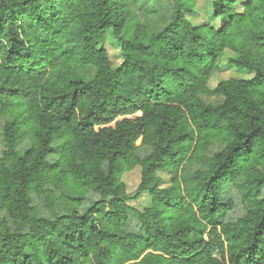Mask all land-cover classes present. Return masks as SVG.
<instances>
[{
	"label": "trees",
	"instance_id": "obj_1",
	"mask_svg": "<svg viewBox=\"0 0 264 264\" xmlns=\"http://www.w3.org/2000/svg\"><path fill=\"white\" fill-rule=\"evenodd\" d=\"M130 1L0 0V264H264V0L127 36Z\"/></svg>",
	"mask_w": 264,
	"mask_h": 264
},
{
	"label": "rangeland",
	"instance_id": "obj_2",
	"mask_svg": "<svg viewBox=\"0 0 264 264\" xmlns=\"http://www.w3.org/2000/svg\"><path fill=\"white\" fill-rule=\"evenodd\" d=\"M210 2L211 0H195L194 5V12L190 15H188L189 19L193 23H203L208 21V15L210 13ZM129 6L132 12V17L129 20V24L127 27L126 35L129 36L131 33L132 28L137 24H143L146 26L148 34H151L153 32L160 31L164 28V26L169 22L172 14V0H136V1H130ZM215 24V23H213ZM219 22L217 23V25ZM104 46L107 50L108 56L112 63L119 64L121 61L120 52L118 50V47L115 43V40L111 34L110 31L107 32L104 40ZM80 72L79 74L83 75V78L88 80L93 75L92 68H88L86 66H80ZM81 76V75H79ZM237 78V77H244L249 78L251 77V74L249 73H239L232 69L231 67L222 66L220 71H218L214 77L210 80V86L213 87L218 80L224 79V78ZM201 99L204 100L207 103L216 105L220 103L222 98L216 97L213 95H207L202 94ZM121 118V117H118ZM29 145L28 141H23L18 144L17 148L23 151L27 146ZM136 145H138L137 153L140 156L145 155L148 152L147 147L140 145V139L137 140ZM222 147L221 143L216 142L213 143L210 146L209 154L212 152H216L220 150ZM106 169V164H102V170ZM164 176V184H167L168 182V176ZM122 179L126 183L127 191L129 193H133L139 183L140 179V168L135 167L134 169L123 173ZM61 191H65V188H61ZM30 205L34 208L36 214L38 217H45V218H53L52 214L49 212H46L41 205L40 199L35 193L30 194ZM131 203L141 209L148 203V196L143 194L141 197H139L137 200H132Z\"/></svg>",
	"mask_w": 264,
	"mask_h": 264
}]
</instances>
